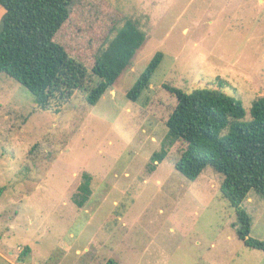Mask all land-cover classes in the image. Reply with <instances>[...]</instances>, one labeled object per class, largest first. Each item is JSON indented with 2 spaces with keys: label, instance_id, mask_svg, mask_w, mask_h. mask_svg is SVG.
Instances as JSON below:
<instances>
[{
  "label": "rangeland",
  "instance_id": "374dc122",
  "mask_svg": "<svg viewBox=\"0 0 264 264\" xmlns=\"http://www.w3.org/2000/svg\"><path fill=\"white\" fill-rule=\"evenodd\" d=\"M104 1L120 13L116 30L132 20L146 40L95 105L86 102L94 76L43 112L0 74V264H264V252L237 237L220 174L207 167L184 178L173 166L184 149L178 140L151 164L176 104L163 85L234 96L241 121L250 120L264 97V0ZM104 37L66 23L55 40L90 65ZM156 52L163 57L149 87L130 101L127 91ZM85 175L90 195L80 208ZM240 207L251 218L249 238L264 241V199L250 191Z\"/></svg>",
  "mask_w": 264,
  "mask_h": 264
},
{
  "label": "trees",
  "instance_id": "16d2710c",
  "mask_svg": "<svg viewBox=\"0 0 264 264\" xmlns=\"http://www.w3.org/2000/svg\"><path fill=\"white\" fill-rule=\"evenodd\" d=\"M0 14V74L25 88L43 112L63 106L75 91H85L89 76L98 79L86 95L87 104L95 105L131 67L146 40L132 20L116 30L120 13L104 0H0ZM66 23L80 33L98 31L105 36L106 44L100 45L90 65L55 40ZM162 57L156 52L150 59L126 93L130 101L136 102L149 87ZM163 87L176 104L164 124V143L151 156V164L167 157L168 146L178 140L184 149L173 161L174 168L187 180L197 179L207 167L220 174L219 191L235 210L238 239L264 252V241L249 238L251 218L240 207L250 191L264 199V97L253 102L250 120L244 122L242 103L234 96L216 89L184 92ZM84 177L74 199L80 208L90 195V178ZM28 253L25 247L21 257Z\"/></svg>",
  "mask_w": 264,
  "mask_h": 264
}]
</instances>
